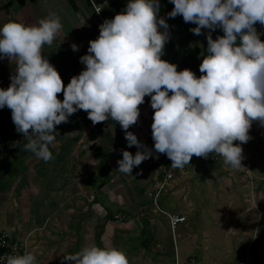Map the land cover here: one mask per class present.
<instances>
[{"label":"clouds","instance_id":"1","mask_svg":"<svg viewBox=\"0 0 264 264\" xmlns=\"http://www.w3.org/2000/svg\"><path fill=\"white\" fill-rule=\"evenodd\" d=\"M170 2L174 8L169 17L182 15L184 22L196 24L190 29L195 35L209 30L200 77L187 68L177 71V65L161 59L170 37L166 20L158 18L159 0H128L123 12L99 25V37L89 41L88 54L80 57L85 70L67 86L42 55L43 47L51 46L62 31L59 15L50 13L35 25L8 22L0 27V59L16 61L9 87L0 88V108L11 109L16 131L27 141L24 151L45 162L53 159L49 145L54 144L56 126L84 110L93 125L118 122L128 147H137L135 155L122 150L117 161L121 173L132 175L135 166L152 156L128 131L138 122L145 96H150L154 149L172 161V168L182 169L193 156L215 154L234 170L246 169L241 144L251 139L253 121L264 126V41L254 27L257 22L264 25V0ZM217 28L224 35L213 39L211 32ZM71 47L78 50L76 44ZM174 253L176 258V249ZM63 260L130 264L121 250L96 245L66 254ZM6 264L37 262L26 252L7 256Z\"/></svg>","mask_w":264,"mask_h":264},{"label":"crops","instance_id":"2","mask_svg":"<svg viewBox=\"0 0 264 264\" xmlns=\"http://www.w3.org/2000/svg\"><path fill=\"white\" fill-rule=\"evenodd\" d=\"M127 3L128 0H0V27L8 22L35 25L50 13L59 15L63 25L62 31L51 46L43 47L42 55L56 68L67 86L73 76L85 70L84 64L76 66L74 62L87 52L89 41L99 37V25L123 12ZM159 5L158 18L166 20L170 37L161 59L177 65V71L187 68L200 77L203 74L199 71V66L208 54L206 37L209 30L202 29L201 35H195L190 29L195 28L196 24L184 22L182 15L175 18L168 16L174 8L170 0H159ZM254 27L260 34L261 41H264V25L257 22ZM159 31L163 32L164 29L159 28ZM211 35L216 39L224 33L221 28H217ZM72 44L78 46L77 51L72 50ZM15 70V60L10 62L8 58L0 59V88L9 87L10 77L15 74ZM58 99L62 101L59 94ZM150 100V96H145V102L139 106L138 122L128 129L142 144L152 150V156L144 160V163L153 160L155 155L149 134L154 114ZM54 135V144L49 145L53 159L48 162L38 159L32 152L23 150L27 141L22 133L16 131L11 109L6 106L0 108V231L11 233L17 238L28 235V249L36 256L37 264H62V261L63 264H73V261L63 260V255H54L58 247L53 240L60 230L59 220L62 216L75 213L76 196L80 197L84 185L79 186L84 178L83 163L91 162V170L87 174L92 190V196L88 200L91 201L90 205L88 204L89 219L102 218L101 233L104 229L109 232L113 225L122 229V224H125L109 220L112 216L106 217L107 213L113 216L121 215L128 221L121 209H115L118 210L117 213H111L103 200L122 199L125 195L126 198L133 195L138 198L140 194L147 193L152 185L142 190V186L136 182L140 179L137 177L142 171V163L133 168L132 175L118 170L117 161L122 159V150H127L133 155L138 151L136 146L128 147L125 132L118 122L109 119L93 125L88 119V113L78 110L68 118L67 123L56 126ZM249 136L251 139L241 144L244 156L242 164H249L248 161L255 157L250 154L252 150H264V126L258 121H253ZM260 136L263 140L258 144ZM239 143L234 141V144ZM253 161L258 163L257 159ZM39 168L41 170H38ZM44 188L50 190V195L55 198L49 202L46 209L38 207L35 202L39 191ZM71 222L73 225L76 218ZM58 244V251H61L64 243ZM69 246L65 247L68 248L67 251ZM75 247H71L70 254H75Z\"/></svg>","mask_w":264,"mask_h":264},{"label":"rangeland","instance_id":"3","mask_svg":"<svg viewBox=\"0 0 264 264\" xmlns=\"http://www.w3.org/2000/svg\"><path fill=\"white\" fill-rule=\"evenodd\" d=\"M259 138L258 144L263 140ZM261 150H252L250 154L255 157L249 164L244 162L246 169L242 170L232 169L215 154L207 158L193 156L183 172L171 168L173 178L155 203L163 211L184 217V222L177 227L180 237L175 241L166 217L156 210L154 201L146 193L138 198L125 195L122 199L103 200L111 213L121 209L128 221L115 215L118 221L114 222H125L122 229L113 225L109 232L104 229L101 233L102 218L89 219L91 201L88 200L92 190L87 174L91 162L83 163L84 178L79 184H84L83 189L80 197L76 196L75 213L63 215L59 220L60 230L53 240L58 247L54 255L70 254L74 245L76 252L86 245H96L121 250L130 264H264V150ZM154 157H158L156 162ZM154 157L142 162L140 175L135 174L140 178L136 182L142 190L161 177L157 166L162 156L155 152ZM256 159L258 163L253 161ZM50 192L45 188L39 191L35 200L38 207L46 209L55 200ZM75 218L76 226L71 222ZM145 236L149 241L143 246L140 242ZM58 243H64L61 251ZM67 245H70L69 251L65 249Z\"/></svg>","mask_w":264,"mask_h":264},{"label":"built area","instance_id":"4","mask_svg":"<svg viewBox=\"0 0 264 264\" xmlns=\"http://www.w3.org/2000/svg\"><path fill=\"white\" fill-rule=\"evenodd\" d=\"M149 134L152 136V129H150ZM151 147L155 151L153 139L151 140ZM161 156L162 159L158 162L157 166L160 169L161 177L160 179L154 180L151 189L147 191L146 195L151 197V199L154 201L153 205L155 206L156 210L166 217L167 225L172 236V241H175L176 238L180 237L179 233L177 232V227L179 224L184 222V217L182 215L163 211L159 209L155 203L161 191L165 190L168 181L172 180L173 178V171L171 169L172 161L170 159L165 161L163 154H161ZM156 160L157 158L154 159L155 162ZM178 171L183 172L184 167L182 169L178 168ZM113 218H116V216H113ZM27 237L28 235L17 238L4 231H0V264H6V257L9 255H23L26 252H29Z\"/></svg>","mask_w":264,"mask_h":264},{"label":"trees","instance_id":"5","mask_svg":"<svg viewBox=\"0 0 264 264\" xmlns=\"http://www.w3.org/2000/svg\"><path fill=\"white\" fill-rule=\"evenodd\" d=\"M86 54H88V52H86V53L80 55V56L77 58V60L74 62V63L76 64V66H82V65H83V64L80 62V57L83 56V55H86ZM59 95H60V97H61L62 100H63V93H60ZM163 158H164L165 161H168V160H169V158H168L165 154H163ZM100 164H101V163H100ZM160 176H161V175H160ZM109 216H112V217H110L109 220H111V221H115V220H117L116 218H113V215H111L110 213H107V214H106V217H109ZM143 233H144V231H143ZM148 241H149V238L145 236V237L142 239V241H141L140 243H141L143 246H146Z\"/></svg>","mask_w":264,"mask_h":264}]
</instances>
